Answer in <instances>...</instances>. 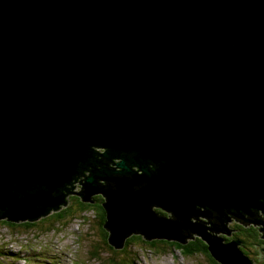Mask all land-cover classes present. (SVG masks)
Segmentation results:
<instances>
[{
  "label": "water",
  "instance_id": "1",
  "mask_svg": "<svg viewBox=\"0 0 264 264\" xmlns=\"http://www.w3.org/2000/svg\"><path fill=\"white\" fill-rule=\"evenodd\" d=\"M86 173L115 250L198 236L250 264L219 234L264 213V0H0V220Z\"/></svg>",
  "mask_w": 264,
  "mask_h": 264
},
{
  "label": "rangeland",
  "instance_id": "2",
  "mask_svg": "<svg viewBox=\"0 0 264 264\" xmlns=\"http://www.w3.org/2000/svg\"><path fill=\"white\" fill-rule=\"evenodd\" d=\"M81 179H77V182ZM77 182L73 183L75 189L72 192L82 189ZM74 195L68 194L66 197ZM51 214L41 218H48ZM93 216L90 213L86 221L69 219L55 225H51L50 218L42 226L32 229L17 227L11 230L0 224V264H111L109 260L117 259L118 254L109 256L106 252L100 255V259L89 258L90 250L98 246L101 238L99 227L92 222ZM200 218L208 222L206 218ZM129 250L132 251L131 256L128 255L132 264H207L200 257L187 258L172 252L150 251L144 244L138 248L130 246Z\"/></svg>",
  "mask_w": 264,
  "mask_h": 264
},
{
  "label": "trees",
  "instance_id": "3",
  "mask_svg": "<svg viewBox=\"0 0 264 264\" xmlns=\"http://www.w3.org/2000/svg\"><path fill=\"white\" fill-rule=\"evenodd\" d=\"M75 179L70 182L68 185L69 190L71 189V186L73 185ZM68 190V192H69ZM67 198V197H66ZM75 202H73V201ZM99 211L101 213H99ZM90 213L96 215H99L98 223H99V229L101 231V238L100 241L97 243L98 246L91 249L89 252V258L90 259H100V255L103 256L106 252L110 256L111 254H118L117 259H110L109 262L111 264H132L130 258H128L131 252L129 250L130 246H135L138 248L141 244H144L148 247L150 251H158L159 250V244L157 241L151 242V241H145L143 237L139 235H133L127 240L126 246L122 250H115L113 247H111L108 243V232L104 229L103 225L106 222V216H105V210L101 208L100 205H88L85 204L84 202H79L78 198L73 199L72 198H67V204L63 206L60 210L52 212V214L48 218H41L38 221L32 222H18V223H13V222H8L6 219H2L0 221V224H3L7 227H9L11 230L17 228V227H23V228H36L42 226L48 219H50V223L56 224V223H61L65 220L73 219V220H82L86 221L87 218L86 216L89 215ZM163 214V212H161ZM90 220V219H89ZM239 228V226H237ZM244 229V228H242ZM248 231L247 235L250 237H258V233L255 231L253 227L245 229ZM223 239V238H222ZM226 240V237L224 238ZM223 239V240H224ZM190 241V242H189ZM188 247L187 246H182V244L179 243H171L170 246H167V248H170L174 250V246L176 245V250L183 252L184 254L188 255H194V254H205L210 261L212 260L215 262L213 259V255L211 254L209 250L208 243L201 237L196 236L194 240H188ZM226 242H232V241H226ZM166 249H163L161 252L166 253L169 251H165ZM241 250V249H240ZM211 255V256H210ZM212 257V258H211ZM216 263V262H215ZM78 264H83L82 262Z\"/></svg>",
  "mask_w": 264,
  "mask_h": 264
},
{
  "label": "flooded vegetation",
  "instance_id": "4",
  "mask_svg": "<svg viewBox=\"0 0 264 264\" xmlns=\"http://www.w3.org/2000/svg\"><path fill=\"white\" fill-rule=\"evenodd\" d=\"M116 162H119V161H116ZM114 163H115V161H114ZM112 167H113V165H112ZM82 176H84V175H82ZM82 176H77L75 178V180L76 179H81ZM84 179L85 178L83 177L81 179L82 181H79L77 183L83 185ZM72 186H71L70 191L75 189V187H72ZM79 191H77L76 194L74 196H72V197H73L74 200L78 198L79 202H83L81 197L78 196V194H77ZM93 200H94V203H85V204H88V205L89 204L90 205H100L101 208H103L105 210V208L103 207V203L105 201V198L103 197V195L95 196L93 198ZM73 202H75V201H73ZM155 209L160 214H162L161 212H163L162 215H166L167 217L171 216V213L167 212L164 209H161V208H155ZM201 209L204 210V208H201ZM99 213H101V212L99 211ZM105 216H106V213H105ZM210 217H212V218H210L211 221L215 220L213 215L210 216ZM230 217H231V222L229 223V227H230L231 232H232L231 235L228 236V235L222 234L219 237L223 238V239L226 237V240L224 239L225 242L226 241H233V240L238 241L239 242V248L241 249L242 254L245 257H247L248 260H250V264H264V213L262 211L254 212V218L253 219L257 220L259 222L258 224L247 223L246 220H248L250 218L248 215L232 213L230 215ZM98 219H99V215H96V216L94 215L92 217L93 224L99 226ZM199 220L203 221L201 218ZM237 226H239V228ZM103 227H104V225H103ZM250 227H253L255 229V231L258 233V237H250V236L247 235L248 231L245 230V229L250 228ZM242 228H244V229H242ZM194 239L195 238H191L189 240H194ZM155 241H157V243L160 245L159 246L160 247L159 250H161V251L163 249H166L165 251L172 250L170 248H167V246H170V244L173 243L172 241L156 239V240H153L151 242H155ZM188 243L185 244V245H182V246H187L188 247ZM226 243H228V242H226ZM169 252H172L174 255L175 254H181V255H183L184 257H187V258L200 257V258H203L204 260H206L207 264H221L216 259H213L216 263L213 262L212 260L210 261V259H208V257L205 254H203V253L202 254H194V255H188L187 256L183 252H180V251L176 250V245L174 246V250L173 251H169Z\"/></svg>",
  "mask_w": 264,
  "mask_h": 264
},
{
  "label": "bare ground",
  "instance_id": "5",
  "mask_svg": "<svg viewBox=\"0 0 264 264\" xmlns=\"http://www.w3.org/2000/svg\"><path fill=\"white\" fill-rule=\"evenodd\" d=\"M114 161H115V163H117L116 161H119V159H115ZM8 222H9V221H8Z\"/></svg>",
  "mask_w": 264,
  "mask_h": 264
}]
</instances>
